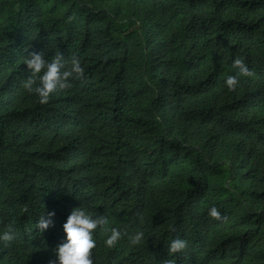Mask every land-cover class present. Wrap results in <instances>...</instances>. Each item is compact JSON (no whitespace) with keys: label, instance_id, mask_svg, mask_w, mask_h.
<instances>
[{"label":"trees","instance_id":"obj_1","mask_svg":"<svg viewBox=\"0 0 264 264\" xmlns=\"http://www.w3.org/2000/svg\"><path fill=\"white\" fill-rule=\"evenodd\" d=\"M33 52L84 73L40 104ZM75 207L122 231L111 248L96 232L106 264L179 259L202 219L190 264H264V0H0V264L55 260Z\"/></svg>","mask_w":264,"mask_h":264},{"label":"clouds","instance_id":"obj_2","mask_svg":"<svg viewBox=\"0 0 264 264\" xmlns=\"http://www.w3.org/2000/svg\"><path fill=\"white\" fill-rule=\"evenodd\" d=\"M30 76L22 81V87L38 98L40 104H46L51 95L72 87L71 80L79 78L84 73L80 60L73 56L70 61L57 52L50 59H45L41 54L33 52L29 58L24 60ZM233 66L238 70L236 74L228 75L224 81L225 85L231 90L238 86V77L240 75H249L250 70L239 58L233 60ZM208 215L212 218L220 219V212L215 206L208 210ZM53 212L44 211L40 213L34 224L28 226L27 231L31 232L33 228L39 232L47 230L53 223ZM108 217L106 215L95 216L84 207H75L69 213L63 227L60 228L58 241L54 245L55 260L49 264H106L107 258L104 255L93 253L97 246V240L94 238L97 230L107 231L104 244L108 248L113 247L122 236V231L116 227L106 229ZM205 230L204 219H202L195 229L196 238L185 250L186 254L179 258H171L165 264H190L191 258L199 248L197 238ZM144 237L142 231H137L129 235L128 239L132 245L139 244ZM14 240V234L10 227L5 226L0 230V244L5 247L11 246ZM187 241L179 237L173 238L167 245L169 253H178L183 251ZM210 259H219L218 256H212L207 264L213 263ZM139 264L140 260H139ZM219 264H234L233 261L223 259Z\"/></svg>","mask_w":264,"mask_h":264}]
</instances>
